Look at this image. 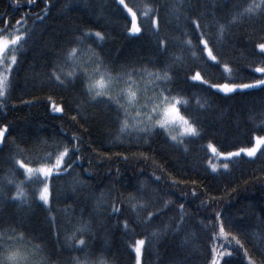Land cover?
<instances>
[{
  "label": "trees",
  "instance_id": "obj_1",
  "mask_svg": "<svg viewBox=\"0 0 264 264\" xmlns=\"http://www.w3.org/2000/svg\"><path fill=\"white\" fill-rule=\"evenodd\" d=\"M125 2L134 6L141 21L139 9L150 6L158 10L160 36L168 39L167 51L157 48L151 33L129 35L130 16L117 0H36L35 4L19 0V5L16 0H0V28L7 20L9 30L20 28L21 34L27 30L26 42L22 40L18 48L8 104L0 108V125L8 124L10 140L15 142L0 149V230L19 226L26 237L21 242L24 249L35 251L34 245L41 249L36 264H76L77 260L81 264L101 260L135 264L130 246L135 239L150 242L145 245L143 264H210L212 247L220 250L219 241L212 238L218 233V221L213 217L220 213L229 239L238 238L255 264H264V149L254 158L233 157L227 170L212 172L208 161L213 157L207 148L212 144L221 152L238 151L252 147L255 137L264 135V89L226 95L193 82L189 77L196 71L210 83L228 82L232 76L222 66L205 63L206 56L200 59L198 48L193 57L177 46L185 39L198 45L192 20H199L201 30L214 37L216 23L226 22L238 10L235 6L242 8L250 0ZM17 20L22 24L16 25ZM82 31L104 35V40L92 37L88 44L113 74L122 68L143 67L153 72L169 68L173 79L167 86L173 95L187 99V109L181 107V114L198 118L202 136L186 138L181 145L159 128L146 135L131 129L121 131L115 111L91 100L82 78L63 87L49 79ZM262 38L264 16L246 18L233 25L214 48V53L219 50L218 58L233 68L237 82L252 83L262 77L253 71L264 66L259 63L264 57L255 48ZM173 56H181V62L175 63ZM78 63L89 72L95 69L87 54ZM72 70L64 65V71ZM135 79L140 91L152 95L149 77ZM48 97L65 112L52 111ZM141 119L136 109L129 108L130 126H137ZM40 141H47L49 152L60 143L71 148L79 142L80 148L76 157L69 153L73 162L68 172L50 182L51 211L37 199L42 185L25 183L27 203L9 199L15 195L16 184L26 180L10 157L17 145L34 149ZM42 154L30 153L33 158ZM113 204L120 213L112 212ZM148 212L158 215L141 223ZM50 217L55 221L50 223ZM125 219L134 232L122 227ZM81 221L91 227L87 234L77 233L87 245L77 250L66 236ZM152 233L158 234L155 239ZM233 249V256L227 258L231 264H249L234 241L229 250Z\"/></svg>",
  "mask_w": 264,
  "mask_h": 264
},
{
  "label": "snow or ice",
  "instance_id": "obj_2",
  "mask_svg": "<svg viewBox=\"0 0 264 264\" xmlns=\"http://www.w3.org/2000/svg\"><path fill=\"white\" fill-rule=\"evenodd\" d=\"M29 4H35L36 0H27ZM19 5V0H16ZM117 3L123 7L126 13L130 16V27L127 29L129 35L133 37H139L145 33H151L156 38L157 48L161 51H167L168 39L160 36V20L158 10L152 7H145L139 9L140 15L143 17L141 21L134 11V6H129L125 0H117ZM237 7L231 17L224 23L217 22L215 25L216 31L213 37L212 33L201 30V24L199 20H192L191 23L194 29L198 32L197 41L198 45H194L191 39H185L177 44L178 47L185 49L193 57L197 56V48L201 53L200 59H204L205 63L212 62L215 66H222L224 72L232 76V79L223 83H210L208 79H205L201 75L200 71H196L189 79L193 82H199L201 85H207L211 89H216L224 94H238L245 92L246 90L261 88L264 89V75L261 78L256 79L252 83L237 82L233 73L234 70L218 58L219 50L214 53V48L221 43L225 37L227 31L236 23L246 18H253L258 16H264V0H250L246 6L240 8ZM37 19H43L38 16ZM4 27L0 28V108L6 107L8 99L12 89V73L15 66L18 64L17 51L21 45V41L26 42V31L24 34L20 33L19 28L9 30L7 20L3 21ZM22 24L21 20L16 21V25ZM143 25V26H142ZM95 37L97 40H104L105 37L101 32L82 31L79 36H76L70 43L68 49L64 52L62 60L63 63H58L49 79L53 80L57 85L63 87L69 83H72L77 78H82L85 84V90L91 100L97 103L104 104L111 107L115 113L118 122L121 125V131L131 129L132 132H138L148 134L155 128L169 132L170 129H177L179 136L171 135L172 141L183 145L186 138H200L202 136L200 128H198L199 120L193 116L191 118L181 114L180 108L185 107L187 109L188 101L178 95H173L172 89L167 85L172 83V75H170V69L165 68L163 71H149L147 68H132L130 71L121 69L116 74H113L111 70L104 67V62L100 58L99 54L91 49L88 44V40ZM211 41V44H210ZM258 49V55L264 57V38L262 42H258L255 45ZM88 56V63L95 64V69L91 72L78 61L86 55ZM181 56H173L175 63L181 62ZM256 61H254L255 63ZM260 64H264V59L259 61ZM64 65H68L73 68L72 71H64ZM79 68V72L76 69ZM255 73L264 74V66L255 67L253 70ZM147 76L153 82L151 88L152 95H148L147 91H140V86L135 77ZM139 93V95H138ZM52 111L58 113H64L65 108L58 106L51 97H48ZM123 101V102H122ZM199 104V101H197ZM140 107L137 109L136 106ZM204 105H200L203 107ZM129 108L136 109L137 117H143L138 120L137 126H130L128 122ZM73 121L76 120L75 116H72ZM264 130V129H262ZM7 137V138H6ZM11 133H9L8 124L0 125V149L7 147L9 142L15 143L10 140ZM73 140H76L74 137ZM264 147V135L256 136L255 143L252 147L240 148L238 151L221 152L214 145L208 144L207 148L211 150V153L216 157H221L223 163L218 167L208 161L211 170L217 172L220 168L227 170L229 163L233 157H239L241 154H245L248 157H255L261 148ZM47 141H40L34 146V149H20L16 146V152L10 157L15 166H18L20 170H23V175L26 180L16 184V191L14 196H10L9 199L13 201H20L21 203H27L28 196L25 191V183L27 182L29 187L32 185H42V188L38 189L36 193L37 199L42 205L48 207V211H51L52 191L51 180L55 177H60L63 173H67L72 167V157H76L80 151L79 142L74 143L71 148L66 144L60 143L53 148L52 151H47ZM35 150L38 153H43L33 158L30 153ZM186 150V149H185ZM71 152L72 157L69 156ZM264 155V152L261 153ZM23 156V159L17 157ZM67 158V159H66ZM126 159V157H125ZM26 160L28 162H26ZM35 165V166H33ZM157 180L159 177L156 178ZM8 183H14L9 180ZM195 195V191L192 193ZM131 200H135V197H130ZM141 209L145 206L140 205ZM183 209V205L180 206ZM133 211H136L137 205H132ZM112 212L120 213L121 209L115 204L112 205ZM154 215L158 213L148 212L147 216L141 220V223L151 222ZM218 221V233L213 234V239L219 241L217 247L214 246L211 249L212 258L210 264H231V261L227 258L233 256V241L235 246L244 251L245 257L249 259V264H255V261L249 256L248 251L244 248V245L236 237L229 239V233L225 231L224 221L220 219V213H216L213 217ZM55 221V217H50V223ZM122 227L126 231H135L134 228H130L129 222L125 219L121 222ZM90 224L81 221L80 227L76 228L70 236H66V240L71 243L73 248L80 250L81 246L87 247L86 241L80 238V235L87 234L90 231ZM17 227H9L0 230V264H36L35 257L41 251L39 245H34L35 251L25 250L21 245V242L26 239L24 232L18 230ZM157 233H152L153 238L157 237ZM150 243L146 239H135L131 243L132 250L135 253L136 264H143V256L145 252V245ZM264 256V252L261 253ZM76 264H81L77 260ZM99 264H105L104 261H100Z\"/></svg>",
  "mask_w": 264,
  "mask_h": 264
},
{
  "label": "rangeland",
  "instance_id": "obj_3",
  "mask_svg": "<svg viewBox=\"0 0 264 264\" xmlns=\"http://www.w3.org/2000/svg\"><path fill=\"white\" fill-rule=\"evenodd\" d=\"M19 29H20V28H19ZM18 48H19V47H18ZM16 54H17V58H18V51H17ZM15 67H16V66H15ZM15 67H14V69H15ZM14 69H13V71H14ZM12 74H13V73H12ZM262 75H264V74H262ZM250 90H251V89H250ZM138 107H140V106H138ZM168 133H169L170 136H171V135H177V136H179V133H178V130H177V129H170ZM253 146H254V145H253ZM262 149H264V147H262L261 150H262ZM261 150H260V151H261ZM209 152L211 153V150H210V149H209ZM258 153H259V152H258ZM258 153H257V154H258ZM211 155H212V157H213V161H212V163L216 164V165L219 167V166L222 164L221 161H223V159H222L221 157H216V156H214V154H212V153H211ZM241 156H244V157H247V158H254V157H248V156H246L245 154H241ZM256 156H257V155H256ZM256 156H255V157H256ZM239 157H240V156H239ZM210 169H211V167H210ZM220 169H222V168H220ZM211 171H212V170H211ZM212 172H213V171H212ZM42 187H43V186H42ZM42 187H41V188H42ZM135 264H136V262H135Z\"/></svg>",
  "mask_w": 264,
  "mask_h": 264
}]
</instances>
